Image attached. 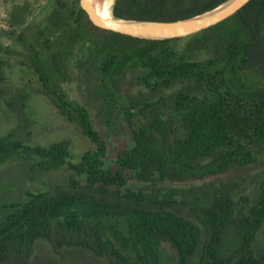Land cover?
Segmentation results:
<instances>
[{
	"label": "trees",
	"instance_id": "1",
	"mask_svg": "<svg viewBox=\"0 0 264 264\" xmlns=\"http://www.w3.org/2000/svg\"><path fill=\"white\" fill-rule=\"evenodd\" d=\"M4 1L0 54L13 52L10 38L25 40L18 26L44 0ZM225 1L112 0L110 10L117 18L172 20ZM39 33L48 56L29 43V62H22L37 87H29L30 78L13 89L0 56V114L14 113L18 124L0 134V165L19 157L32 169L69 174L0 205V264H29L41 239L56 256L41 264H76L77 252L108 264H164V244L176 253L175 264H264V178L252 194L229 180L184 189L135 186L203 180L264 155V0L167 39L99 27L80 0H55ZM75 71L78 97L64 87L77 81ZM38 96L93 147L76 158L67 138L28 142L17 108ZM94 109L128 135L114 156Z\"/></svg>",
	"mask_w": 264,
	"mask_h": 264
},
{
	"label": "rangeland",
	"instance_id": "2",
	"mask_svg": "<svg viewBox=\"0 0 264 264\" xmlns=\"http://www.w3.org/2000/svg\"><path fill=\"white\" fill-rule=\"evenodd\" d=\"M112 0H109L111 4ZM55 0H44L39 8H34L32 16L24 23L18 26V33L24 35L25 40L22 41L18 35L10 38V44L13 52L1 53L0 56L7 63L3 67L4 73L11 80V86L14 88L26 87L30 78H34L33 83H29V87H37L39 84L35 79L32 70L24 66L22 62H29V43H33L40 50L44 57L48 56V51L44 45L43 38L40 36L39 30L44 27L49 15L54 8ZM8 4L2 0L0 8V26H5L4 18L7 16ZM54 39V38H53ZM14 50L16 52H14ZM77 78V72H74ZM77 81H68L64 83V87L71 90V94L78 97ZM16 109V108H15ZM18 123L23 125V134L28 142L46 144L59 139L67 138L71 140L72 150L76 158L85 151L93 147V143L85 137L79 128L67 121L61 116L57 109L45 97L38 96L30 99L28 105L21 106L19 109ZM31 111V112H30ZM30 113V115H29ZM96 109L93 110V115L97 118L99 126L103 127L106 138L108 139L111 155L114 156L116 152L123 146L127 133L124 128L119 126L117 121L109 122L108 116L105 114H98ZM28 115L31 117L29 119ZM17 118L14 113L4 110L0 114V134L6 133L9 129L17 126ZM69 171L67 169H60L56 171H43L40 169H32L29 162L14 157L8 162L0 165V205L11 201L21 199L26 190H38L45 188L48 185H55L63 183L68 177ZM264 178V155L259 157L255 163L247 166H233L229 171L206 177L203 180H194L186 183L178 182H164L158 184L136 182L135 186L139 188H157V189H181L188 188L191 185L199 186L204 182H219L220 180L234 181L239 185L238 192L243 194H252L257 190L259 181ZM4 214L3 208H0V216ZM165 257H163L164 264H175L177 256L173 249L164 244ZM54 260L56 256L48 245V241L41 239L36 243V247L31 252L29 264H41L43 261ZM70 260V256L67 257ZM15 259L10 264L15 263ZM76 264H108L103 257H96L89 253L77 252L75 255ZM73 263V262H72ZM74 264V263H73Z\"/></svg>",
	"mask_w": 264,
	"mask_h": 264
},
{
	"label": "water",
	"instance_id": "3",
	"mask_svg": "<svg viewBox=\"0 0 264 264\" xmlns=\"http://www.w3.org/2000/svg\"><path fill=\"white\" fill-rule=\"evenodd\" d=\"M250 0H226L217 7L196 15L172 19L117 18L110 10L109 0H80L81 7L97 26L147 39H167L188 36L213 26L240 10ZM106 9L108 14H102Z\"/></svg>",
	"mask_w": 264,
	"mask_h": 264
},
{
	"label": "bare ground",
	"instance_id": "4",
	"mask_svg": "<svg viewBox=\"0 0 264 264\" xmlns=\"http://www.w3.org/2000/svg\"><path fill=\"white\" fill-rule=\"evenodd\" d=\"M102 14H104V15L108 14V12H107V10L105 8L102 10Z\"/></svg>",
	"mask_w": 264,
	"mask_h": 264
}]
</instances>
